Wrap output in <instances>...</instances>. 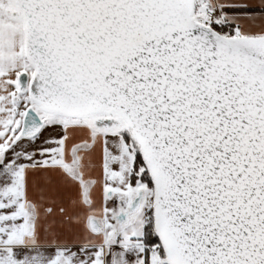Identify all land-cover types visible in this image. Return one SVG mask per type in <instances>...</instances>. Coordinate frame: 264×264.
<instances>
[{
	"label": "snow or ice",
	"instance_id": "1",
	"mask_svg": "<svg viewBox=\"0 0 264 264\" xmlns=\"http://www.w3.org/2000/svg\"><path fill=\"white\" fill-rule=\"evenodd\" d=\"M0 264H264V0H0Z\"/></svg>",
	"mask_w": 264,
	"mask_h": 264
}]
</instances>
